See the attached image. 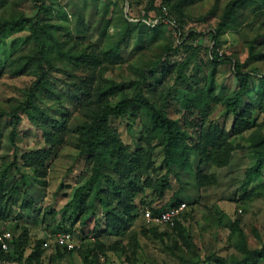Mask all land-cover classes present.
Wrapping results in <instances>:
<instances>
[{"label":"trees","instance_id":"obj_1","mask_svg":"<svg viewBox=\"0 0 264 264\" xmlns=\"http://www.w3.org/2000/svg\"><path fill=\"white\" fill-rule=\"evenodd\" d=\"M20 1L23 0H0V40L7 29L26 27L28 30L24 46L8 58L4 70H12L14 76L32 78L29 86L23 91L22 101L10 105L8 110L0 109V121H5L10 126L8 142L12 152L10 160L1 159L0 220H12L11 243L12 252L14 251L13 255L9 250L0 252V264H41L49 248L43 247V240L34 239L29 234L28 227L23 225L26 221H22L17 211L40 212L29 193L30 183L27 178H46L53 150L63 147L68 141L70 117L73 113L82 119V123L75 130L73 147L78 157L85 158L89 175L85 183L74 190L64 210L70 205L73 208L85 206L88 194L92 196V206L102 209L103 226L97 225L96 229L94 228L96 236L92 247L79 252L83 264H96L100 262L103 253L116 249L115 245L101 242V237L106 239L110 231H118L121 226L135 220L139 207L146 200L145 192L152 191L153 200L160 202L173 190L172 178L178 183H184L187 177L193 175L197 187L195 198H198L201 188L216 185L218 182L216 174H206L200 166L209 164L216 168L227 167L233 152L240 148L234 146L231 139L256 126V121H250L254 110L252 105H243V96L249 90L251 75L247 71L242 72L238 63L232 59L220 56L218 47L221 33L228 28L240 27L246 16L260 20L264 25V0H229L225 5L216 26L211 30L213 45L207 49L204 62L209 69L205 89L182 91V97L177 100L181 109L178 119L169 116L167 103L171 99V89L186 78L187 67L196 58L199 50L194 42H197L203 33L185 31L183 21L186 19V11L201 0H148L143 7V14L136 21H130L121 7L117 19L107 18L110 7H116L117 3L102 4L96 1L98 13L93 16L97 17L102 12L101 36L110 38L108 45L100 50L92 43L85 42L83 38L74 39L70 32L60 25L50 23L51 17L47 20L41 19L42 15L46 16L50 11L44 0H33L38 9V14L33 17H27L18 8ZM156 2L159 4L155 5ZM58 3H55L56 7L60 5V2ZM69 18L66 12L60 10L54 21L68 22ZM115 22L120 24L116 25ZM113 25L118 28L115 41L112 40L113 34L107 35V30ZM164 25L173 28L175 36L180 38L178 43L174 44L171 40V32L163 33ZM133 44L141 46L144 50L158 44L164 54L160 58L143 62L142 67L137 69L136 73L134 71V76L125 82L120 80V77L117 79L108 75L115 66L127 61L126 55L130 59L136 57L140 48L133 51ZM180 50L189 53L179 62H172L171 59L175 58ZM145 55L147 54L143 56ZM223 62L233 63L231 70L238 83V88L222 102L225 114L233 116L229 130H226L225 126L209 122L212 104L218 102L214 94V75ZM129 68L131 70L133 65L130 64ZM53 74L57 75V84L51 80ZM172 75L174 82L170 84L167 79ZM153 82L160 86L159 91L153 88ZM114 100L117 101L113 102ZM45 102L55 105L53 110H57V113H44L38 104ZM66 103L72 105V111ZM261 106L259 104L258 109H264V105ZM195 113L197 115H192ZM23 117L40 131L44 147L24 151L18 156L19 148L16 142ZM113 117L139 120L140 130L135 150L132 151L129 145L123 142L120 134L111 127L110 119ZM126 126L130 128V123ZM255 135L258 136V133ZM248 139L253 144L251 150L254 162L246 169L245 179L252 181L260 178L264 171V146H261L264 140L252 136ZM156 149L161 150L163 154L166 170L157 178H152L150 173L156 172L153 159ZM183 187L174 190L163 206L153 208V203H150L148 209L156 214L184 203L178 200ZM85 190L88 193L82 196ZM260 190H264V185L246 191L241 199L249 200L260 196ZM49 209L50 207L42 213L40 220L43 223L49 222L53 228L51 218H55L56 214ZM45 215H49L50 219ZM185 217L184 211L172 227L164 229L174 230L182 235V222ZM28 222L32 223L31 220ZM148 224L150 228L141 231L142 236L149 234L157 240L163 239L165 233H160V227ZM57 227L63 230L60 232L71 233ZM99 227L102 228L101 231L97 230ZM230 228L240 236L235 255L228 259L210 255L206 262L264 264V243L257 248H250L238 228V221H234ZM27 249L29 253L24 257ZM56 250L71 254V251L58 246ZM57 257L61 258V254L58 253ZM187 263L184 258L180 259V264Z\"/></svg>","mask_w":264,"mask_h":264},{"label":"rangeland","instance_id":"obj_2","mask_svg":"<svg viewBox=\"0 0 264 264\" xmlns=\"http://www.w3.org/2000/svg\"><path fill=\"white\" fill-rule=\"evenodd\" d=\"M44 1L50 11L46 16L42 15L41 19L47 20L48 17H51L50 23L60 25L63 29L68 30L74 39L83 38L85 42L92 43L99 50L108 45L110 38L101 36L103 25H101L100 16L102 12L97 17L93 16L98 13L96 1H100L102 4L117 3L116 7L114 5L110 7L111 10L107 12V18L117 19L122 8L124 15L130 21H136L143 14V7L148 2V0ZM58 2H60V5L56 7L55 3ZM228 2L229 0H201L186 11V19L183 21L185 31L193 30L203 34L197 42H194L199 50L196 58L187 67L186 78L171 89V99L168 100L167 104L168 114L173 119H178L181 112L177 100L182 97V91L193 92L205 89L204 85L209 69L204 62L207 58V49L213 45L211 30L216 26L218 18ZM158 4L159 2L155 3V5ZM18 8L27 17L38 14V9L33 0L20 1ZM60 10L67 13L70 21L62 20L60 23L54 21ZM246 17L240 27L228 28L221 33L218 54L224 59L228 57L238 63L242 72L247 71L250 73V87L243 96V105H252L254 110L250 121H256V126L231 139L232 144L240 146V148L233 152L231 162L227 167L216 168L209 164L200 166L204 173L216 174L218 182L216 185L201 188L198 198H195L197 187L193 175L187 177L184 183H178L176 179L172 178L173 190L169 191L160 202L153 200L152 191L145 192L146 200L139 207L135 220L121 226L118 231H110L108 238L101 237V242L115 245L116 249L115 251L103 253L102 260H99L100 262H96V264H180V259L183 258L188 262L187 264H213L206 262L210 255L227 259L235 255L240 236L238 232L230 228L234 221H238V228L250 248H257L264 243V190H260L262 192L260 196H255L249 200L241 199L246 191L264 185V171L260 178L252 181L245 179L246 169L254 162L251 150L253 144L248 138L252 136L264 140V109H258L259 104L264 105V25L260 20H256L251 16ZM115 23L117 25L119 22ZM116 29L118 28L113 25L107 30V35L113 34V41L118 36ZM162 31L164 34L172 33L171 40L174 44L180 41V38L175 36L174 30L170 26L164 25ZM27 35L28 30L26 27L7 29L0 40V109L8 110L11 107L10 105L22 101L23 91L32 81L31 77L14 76L12 70L7 69V72L4 70L8 58L24 46ZM143 45L146 46V44ZM156 45H153L149 50H144L136 44L131 45L133 51L140 48L136 57L130 59L126 55L127 61L124 64L115 66L114 70L110 71L108 75L110 74L117 79L120 77V80L124 82L130 77L132 78L134 71L136 73L137 69L142 67L143 62L162 57L164 54L163 49L158 44ZM188 53V51L180 50L176 53V57L171 60L177 63ZM144 54L147 55L143 56ZM130 64L133 65L131 70L129 68ZM232 64L228 62L221 63L214 75V94L218 102L212 104L209 116L210 123L225 126L226 130L230 129L233 116L225 114L222 102L238 88L235 74L231 70ZM56 77L57 75L53 74L51 80L57 84ZM167 80L170 84L173 83V75L168 77ZM157 82L159 81L157 80ZM153 83V88L159 91L160 86L155 82ZM38 105L46 114L52 115L54 111L57 113V110H53L56 107L53 104L50 105L45 102ZM66 105L71 111L73 110L72 105L68 103ZM195 119L197 118L195 117ZM80 123H82V119L79 115L73 113L70 117L68 141L63 147L53 150L52 159L48 162L50 169L46 178L42 180H36L32 177L27 178L30 183L29 193L37 203L40 212L17 211L21 215L22 221H26V223L23 222V225L28 227L29 234L34 239H41L50 243L41 264H83L79 252H83L89 246L92 247L96 236V232H93L94 228L96 229L97 225L103 226V211L98 206H92L91 194H88L89 198L85 201V206L73 208L70 205L69 208L64 210V206L69 202L74 190L82 186L89 175V167L85 162V158L78 157L73 147L76 138V135H74L75 130ZM128 123H130V128L126 126ZM110 125L120 134L123 142L129 145L132 151L135 150V142L139 137L140 130L139 120L113 117L110 119ZM18 129L16 142L19 148L18 156L24 151L44 147L40 131L29 123L25 117H23ZM9 131V124L0 121V166L2 158L10 160L12 157L8 142ZM255 133H258V136H254ZM261 146H264V143ZM159 149H156L153 154L156 172L150 173L152 178H157L166 170L163 154ZM24 171L28 172V170ZM180 187H183V190L178 200L186 204L184 209L186 217L182 222L183 234L180 235L177 231H170L164 229L166 228L164 226H159L160 233H165L163 239L157 240L149 234L142 236L141 231L149 229L150 226L142 217L141 212L146 208H150V203H153L151 206L153 208L163 206L168 202L173 191ZM87 193L85 190L82 196ZM48 207H50L49 211L52 210L56 214L55 218H51L53 228L48 224L49 222L43 223L40 220L42 213L44 214ZM49 215L51 217L50 213ZM49 215L45 216L49 218ZM30 220L32 223L28 222ZM11 223L12 220H0V234L9 232L12 237ZM57 226L71 232L76 243H78V248L72 250L71 254L56 250L54 235L63 231ZM100 227L97 230L101 231L102 228ZM122 248L125 252L121 250ZM12 250L13 246L10 242L9 253L13 255L14 251L12 252ZM28 253L29 249L26 250L24 257ZM58 253L61 254V258L57 257ZM8 264L18 263L9 262Z\"/></svg>","mask_w":264,"mask_h":264},{"label":"built area","instance_id":"obj_3","mask_svg":"<svg viewBox=\"0 0 264 264\" xmlns=\"http://www.w3.org/2000/svg\"><path fill=\"white\" fill-rule=\"evenodd\" d=\"M173 24V23H171ZM221 56V55H220ZM186 207L185 203H180L178 206H173L165 211H160L153 214L150 209L146 208L141 213L145 221L151 224L164 227H172L174 221L180 217L184 212ZM11 242V236L9 232L0 234V252H6L9 250ZM54 245L64 248L68 251L75 250L78 248V243H76L75 238L71 233L59 232L54 235ZM50 243L48 241L43 242V247H49ZM100 261L102 258L100 257Z\"/></svg>","mask_w":264,"mask_h":264}]
</instances>
